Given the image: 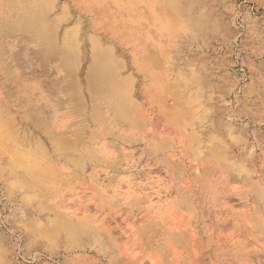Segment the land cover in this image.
<instances>
[{"label":"rangeland","instance_id":"rangeland-1","mask_svg":"<svg viewBox=\"0 0 264 264\" xmlns=\"http://www.w3.org/2000/svg\"><path fill=\"white\" fill-rule=\"evenodd\" d=\"M0 264H264V0H0Z\"/></svg>","mask_w":264,"mask_h":264}]
</instances>
